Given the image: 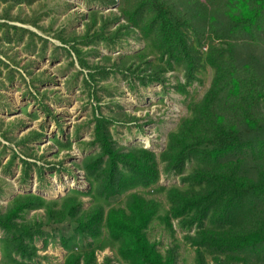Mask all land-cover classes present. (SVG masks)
<instances>
[{
  "label": "rangeland",
  "instance_id": "1",
  "mask_svg": "<svg viewBox=\"0 0 264 264\" xmlns=\"http://www.w3.org/2000/svg\"><path fill=\"white\" fill-rule=\"evenodd\" d=\"M29 1L11 0L0 4V8L12 5V15L23 22H11L10 25L27 31L23 35L20 29H11L12 41H8L5 40L8 36L5 28L3 40H0V215L17 196L26 195L33 187V192L41 194L37 197L44 201L60 202L58 209L61 211L65 200L74 196V191L82 193V211L89 210L95 197L99 201L96 207L102 208L104 219L83 234L85 227L73 219H52L40 209L19 214V222H38L43 228L42 235L32 241L36 252L30 255L34 254L32 260L28 259L29 255L24 258L17 254L19 251L15 246L4 242V233L0 229V264H66L71 255L81 256V264H139L138 256L128 248L120 228L114 220L110 221L112 210L130 211L126 195L135 191L162 203L160 212L146 231L149 243L163 255L169 246L176 247V264H197L198 246L188 239L189 231L181 230L176 221L172 223L174 231L166 226L162 218L169 207L167 198L164 193L155 194L179 185L178 175L163 173V164L158 159L160 175L148 187L139 185L121 194H111L97 187L89 193L91 187L81 162L86 156L99 152L97 146L89 144L93 128L91 120L99 115L110 119L112 139L120 150L143 147L159 156L166 147L169 133L188 116L187 104L201 99L210 88L213 69H201L196 81L184 90L179 86L185 83L184 71L177 64L165 73L164 80H149L146 72L165 65L160 63L162 48L159 40L147 47L149 43L133 31L123 35L121 41L102 39L100 29L105 23L102 19H108L106 30L113 31L112 34L120 25L127 24V18L122 15L123 7L128 5L126 0H116L113 5L102 3L103 0ZM191 1L196 2V6L187 12L197 14L205 4L218 10L225 0ZM133 6L129 10H133ZM184 7H191V3L181 7L183 16ZM94 11H99L96 14L99 19L88 40L75 41L87 32ZM182 19L179 23L186 38L191 44H199V51L206 52L211 42L207 35L209 25L195 20L193 28L189 25L185 31ZM60 35L67 36V40L62 43ZM214 43L218 44V41ZM75 47L82 52L80 57L73 51ZM140 52L150 66L136 70L137 65L133 64L137 61H132L131 56ZM83 61L87 63L85 66ZM37 69L40 72H36ZM46 72H52V78ZM45 106L48 111L44 110ZM22 117L27 118L26 121ZM44 140L48 141L46 145L42 144ZM238 155L245 157L253 170L260 160L264 165V144ZM12 156L15 158L9 165L7 162ZM48 157L51 160L47 163ZM20 160H28L31 164L27 183L20 177ZM40 173L43 179H40ZM31 179L33 185H30ZM237 257L234 256L233 261H237ZM259 263L264 264V257ZM207 264H214V260L207 257Z\"/></svg>",
  "mask_w": 264,
  "mask_h": 264
},
{
  "label": "trees",
  "instance_id": "2",
  "mask_svg": "<svg viewBox=\"0 0 264 264\" xmlns=\"http://www.w3.org/2000/svg\"><path fill=\"white\" fill-rule=\"evenodd\" d=\"M6 1L11 0H0V4ZM101 2L116 4V0ZM126 2L128 5L123 7L122 15L127 18V24L120 25L112 34L113 31L106 30L108 19H102L105 22L100 29L102 39L117 41L133 31L149 43L147 47L159 40L160 63L165 65L146 72L149 80H164L173 64L183 68L185 83L179 84L182 90L196 81L203 68L211 67L214 76L204 96L187 104L188 116L169 133L166 147L159 156L143 147L120 150L112 139L110 119L94 116L89 144L97 146L99 152L86 156L81 162L91 187L89 193L97 187L111 194H121L139 185L148 187L160 175L159 159L163 173L180 178V184L171 190L155 193H164L168 201L169 207L162 219L172 231L173 221L181 230L189 231L188 239L198 246L197 264H207V257H211L214 264H260V258L264 257V165L260 160L251 170L247 159L238 154L251 152L264 144V0H225L218 10L205 4L197 14L187 12L196 6L191 0ZM188 3L191 7L183 8V16L180 9ZM132 5L134 9L129 10ZM11 6L6 4L0 8V32L6 28L5 40L8 41H12L10 30L17 27L8 22L22 21L11 14ZM92 13L87 32L78 38L74 35L75 41L88 40L99 19L96 15L99 11ZM180 16L185 31L195 20L209 25L207 35L211 42L206 52L199 51V44H191L186 38L179 23ZM16 29L23 35L27 33ZM3 37L0 35L1 41ZM73 49L80 57V49ZM131 60L137 61L133 64L137 65L136 70L150 66L143 52L131 56ZM85 64L83 61L82 65ZM44 110L48 111L46 106ZM13 158L7 162L9 165ZM20 165L21 180L27 183L31 164L20 160ZM39 176L43 179L42 173ZM74 192V196H66L63 211L58 209L60 202H46L34 195L17 196L0 215L4 242L15 246L17 254L24 258L29 255L28 259L32 260L34 254L30 255L36 252L32 241L42 235L43 228L38 222L24 224L17 218L19 214L38 209L52 219H73L85 227L83 234L99 225L104 215L102 208L96 207L98 199L94 197L89 210L82 211V193ZM126 200L130 211L112 210L110 221L114 220L120 228L128 248L138 256L139 264H176V247L169 246L163 255L147 239L148 225L160 212L162 203L137 191L127 194ZM234 256H238L237 261H233ZM80 260L81 256L71 255L66 264H81ZM106 261L109 262V258Z\"/></svg>",
  "mask_w": 264,
  "mask_h": 264
},
{
  "label": "flooded vegetation",
  "instance_id": "3",
  "mask_svg": "<svg viewBox=\"0 0 264 264\" xmlns=\"http://www.w3.org/2000/svg\"><path fill=\"white\" fill-rule=\"evenodd\" d=\"M11 14H12V10H11ZM8 23L11 24V22H8ZM2 33H3V31L0 32V35H2ZM51 33H52V34H55V31H52ZM59 39H60L61 42L63 43L64 41L67 40V36H62V35H60V36H59ZM38 63H39V62H37V64H38ZM46 74L49 76V78H52V73H51V72H50V73H47V72H46ZM53 78L55 79V76H54V75H53ZM20 112H21V111H20ZM20 112H19V113H20ZM22 118L24 119V121H26V119H27V118H24V117H22ZM24 123H25V122H24ZM26 123H27V122H26Z\"/></svg>",
  "mask_w": 264,
  "mask_h": 264
},
{
  "label": "water",
  "instance_id": "4",
  "mask_svg": "<svg viewBox=\"0 0 264 264\" xmlns=\"http://www.w3.org/2000/svg\"><path fill=\"white\" fill-rule=\"evenodd\" d=\"M71 1H72V0H71ZM73 2H74V1H73ZM74 3H75V2H74ZM74 5H76V3H75ZM112 9H114V8H112ZM83 11H85V10H83ZM85 14L87 15L88 12H85ZM17 111L20 112V109L18 108ZM30 185H33V180H32V179L30 180ZM30 188H31V186H30ZM25 193H27V192H25ZM30 193L35 194L36 196H40V197H41V194H38V193L36 194V193H34L33 191H30V192L27 193L26 195H30Z\"/></svg>",
  "mask_w": 264,
  "mask_h": 264
},
{
  "label": "built area",
  "instance_id": "5",
  "mask_svg": "<svg viewBox=\"0 0 264 264\" xmlns=\"http://www.w3.org/2000/svg\"><path fill=\"white\" fill-rule=\"evenodd\" d=\"M45 142L48 143V141L44 140V141L42 142V144L46 145ZM50 160H51V157H48V158L46 159V162L48 163V162H50ZM27 162H29V161L27 160ZM43 166H45V165H43ZM43 166H42V167H43ZM81 182H84V181H81Z\"/></svg>",
  "mask_w": 264,
  "mask_h": 264
},
{
  "label": "bare ground",
  "instance_id": "6",
  "mask_svg": "<svg viewBox=\"0 0 264 264\" xmlns=\"http://www.w3.org/2000/svg\"><path fill=\"white\" fill-rule=\"evenodd\" d=\"M146 144H149V141H145ZM31 190L33 191V187L31 188Z\"/></svg>",
  "mask_w": 264,
  "mask_h": 264
},
{
  "label": "crops",
  "instance_id": "7",
  "mask_svg": "<svg viewBox=\"0 0 264 264\" xmlns=\"http://www.w3.org/2000/svg\"><path fill=\"white\" fill-rule=\"evenodd\" d=\"M36 64H37V63H36ZM38 64H39V63H38ZM38 64H37V65H38ZM36 72H40V70L37 69ZM51 73H52V72H51ZM27 125H28V123H27ZM50 148H51V146H50Z\"/></svg>",
  "mask_w": 264,
  "mask_h": 264
}]
</instances>
